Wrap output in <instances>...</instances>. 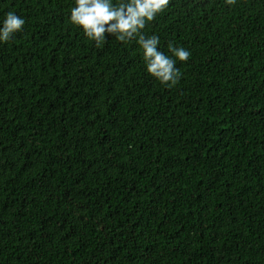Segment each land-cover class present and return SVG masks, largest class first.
<instances>
[{
    "label": "trees",
    "instance_id": "obj_1",
    "mask_svg": "<svg viewBox=\"0 0 264 264\" xmlns=\"http://www.w3.org/2000/svg\"><path fill=\"white\" fill-rule=\"evenodd\" d=\"M74 6L0 0V264H264V0H170L172 88Z\"/></svg>",
    "mask_w": 264,
    "mask_h": 264
},
{
    "label": "clouds",
    "instance_id": "obj_2",
    "mask_svg": "<svg viewBox=\"0 0 264 264\" xmlns=\"http://www.w3.org/2000/svg\"><path fill=\"white\" fill-rule=\"evenodd\" d=\"M170 0H124L113 4L112 0H75L70 11V23L82 30L84 36L100 47L107 36H114L120 42L135 39L143 50V59L148 75L160 84L175 87L182 76L177 62H186L191 52L184 47L168 45L171 57L158 50L159 38L146 37L142 30L148 22L169 5ZM234 5L236 0H225ZM25 20L9 11L0 26V42L7 43L15 33L23 29ZM174 57V58H173Z\"/></svg>",
    "mask_w": 264,
    "mask_h": 264
}]
</instances>
